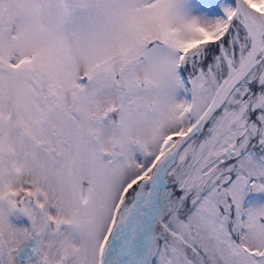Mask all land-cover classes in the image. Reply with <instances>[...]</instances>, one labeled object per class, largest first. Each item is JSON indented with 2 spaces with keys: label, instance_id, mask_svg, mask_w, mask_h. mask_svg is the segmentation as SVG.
<instances>
[{
  "label": "snow or ice",
  "instance_id": "snow-or-ice-1",
  "mask_svg": "<svg viewBox=\"0 0 264 264\" xmlns=\"http://www.w3.org/2000/svg\"><path fill=\"white\" fill-rule=\"evenodd\" d=\"M0 264H264V0H0Z\"/></svg>",
  "mask_w": 264,
  "mask_h": 264
}]
</instances>
